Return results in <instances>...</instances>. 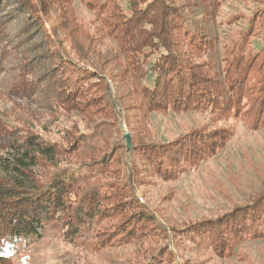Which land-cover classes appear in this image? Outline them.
Returning a JSON list of instances; mask_svg holds the SVG:
<instances>
[{"label": "rangeland", "instance_id": "1", "mask_svg": "<svg viewBox=\"0 0 264 264\" xmlns=\"http://www.w3.org/2000/svg\"><path fill=\"white\" fill-rule=\"evenodd\" d=\"M0 49V145L68 147L34 170L43 187L98 162L69 216L96 189L100 210L128 201L97 236L66 221L10 264H264V230L244 232L264 224V0H0ZM185 80L208 101L183 103Z\"/></svg>", "mask_w": 264, "mask_h": 264}, {"label": "trees", "instance_id": "2", "mask_svg": "<svg viewBox=\"0 0 264 264\" xmlns=\"http://www.w3.org/2000/svg\"><path fill=\"white\" fill-rule=\"evenodd\" d=\"M51 52L52 48H49L46 53ZM248 64L243 66V68L248 66ZM232 80L233 78L230 81ZM239 82L237 81V87L241 86L238 85ZM184 84H187L189 90L186 91L187 95L183 98V103L188 105L190 102L196 107L208 101L204 99L206 96H203L202 89L198 90L191 85L193 82L185 80ZM185 85L177 87V99L180 98V93L183 90L182 86ZM192 95L193 97H191ZM219 102L221 104L224 101L221 99ZM211 106L217 108L214 103ZM176 142H173L171 147L173 146V150L178 151L182 145ZM203 142L201 141L199 146ZM204 143L210 144V142ZM163 147V149H157L156 156L161 155L167 158H176L172 153L168 152L169 148ZM62 150L67 151L68 147L55 146L51 142L45 141L39 135H25L22 139L8 137L7 141H2L0 145V264L12 263L11 254L13 252L28 246L32 238L41 237V234L47 228L62 226L66 221L69 228L65 233L67 231L72 233L71 238L78 237L82 230L87 231L89 237L91 234L97 236L96 228H100L106 220H111L115 213L123 210L125 204H128L125 203L128 201H125L113 206L110 211L106 208L100 210L101 190L96 189L94 193L88 195L87 199H84L81 206L76 208L75 216H69L70 210H67V203L69 198L74 194L73 190L78 187V183L81 180H84L83 178L88 177V173L99 171L101 167L98 165V162L93 163L90 167H87V171L82 170L78 172L80 173L79 175H76L75 171H64L53 178L47 187L38 184L36 178L38 175L34 171L36 167L41 162L44 165L45 163L57 164ZM156 156L157 160L161 157ZM95 167H99V169L95 171ZM256 214L258 216L261 215L260 213ZM255 221L251 220L252 223L248 227L246 225L244 229L245 233L250 231L255 235L256 231L260 229L264 230V227H261L259 224L260 222L262 223V219L258 223ZM152 222H154V219H148V215L146 214L139 221L128 222L126 224L127 227L120 233L119 239L122 242H128V239L131 237L148 233L150 226H153ZM218 239L219 234L216 233V241ZM217 247L223 251L221 244H218ZM158 256L155 257L156 260H158Z\"/></svg>", "mask_w": 264, "mask_h": 264}, {"label": "water", "instance_id": "3", "mask_svg": "<svg viewBox=\"0 0 264 264\" xmlns=\"http://www.w3.org/2000/svg\"><path fill=\"white\" fill-rule=\"evenodd\" d=\"M126 139L129 141V136L128 135H126Z\"/></svg>", "mask_w": 264, "mask_h": 264}]
</instances>
